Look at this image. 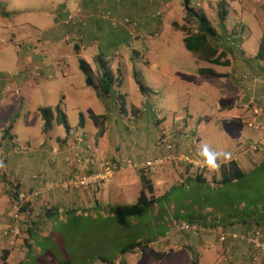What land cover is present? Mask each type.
Returning a JSON list of instances; mask_svg holds the SVG:
<instances>
[{
	"label": "rangeland",
	"instance_id": "obj_1",
	"mask_svg": "<svg viewBox=\"0 0 264 264\" xmlns=\"http://www.w3.org/2000/svg\"><path fill=\"white\" fill-rule=\"evenodd\" d=\"M167 1L169 0L165 3ZM220 1L195 0L198 5L192 6L196 12L206 17L219 34L221 33L218 29L217 7ZM1 2H3L0 3L1 13H12L6 9L5 5L9 4L16 9H22L23 13L14 20L1 21L0 81L9 85V81L26 78V73L30 81L36 80L24 89L17 103L10 104L11 108L8 107L10 114L3 123L6 126L16 115L15 117L20 120L17 134L21 140L43 137L42 124L36 111L38 107L54 109L59 105L67 116L68 124L73 126L81 113L103 115L107 113L105 108L109 107L111 114H118L119 107L125 105L128 112L137 109L141 112L148 111L147 114L151 113L154 118H159L158 116L165 118L167 123L175 119L182 124L187 119L190 121V116L194 118L193 123L204 119L200 131L202 143L210 146L213 143L212 136H216L218 141L221 138L230 141L229 146L232 149L217 154V159L221 161L224 158L223 153H230L231 158L238 163L245 174L241 180L226 185L191 183L186 189H173L167 200L154 207L148 215L139 217H117L108 213L106 206L134 204L136 198H133V195L136 192L138 197L140 185L132 189L134 192L130 191L129 197L123 201L113 200L114 195L109 198L98 196L97 206L92 204L87 211L64 214L48 220L41 224L32 236L27 237L25 226L27 223H24L21 233L22 245L17 246L15 253L17 259L11 258V264L13 262H15L13 264L19 262L100 264L93 261L94 257L111 259L126 242L143 235L146 227L144 218L149 215L152 227L147 234L145 231L144 238L160 235L158 240L163 237V226H170L173 235H181L182 232H179L178 227L184 222V211H195L194 215L204 222L221 223L238 221L242 218L249 222V229L246 231L253 228L264 229V148L255 152L241 153L247 148V143L259 142L260 138L257 137L254 122L249 121L252 127H247L248 121L245 125L239 122H236V125L231 123L217 125L215 107L227 105L229 102L223 100L213 86L224 82L221 79L200 77L199 69L213 66L197 61L185 48L183 42L185 33L181 28L183 26L195 28V24H185V0H171L172 5L169 6L171 13L168 16L164 15L163 9L157 8L162 14L160 20L156 19L155 23L156 27L162 26L160 30L156 28L146 32L140 26L142 20L139 21L137 16H134L138 27L136 33L131 35L124 33L120 27H114L111 18L102 17L110 13L117 20L122 21V18L116 17L117 10L111 3H104L101 0L86 1L91 4L92 14L100 21L97 18L92 19L96 21H91V18L89 21V17L83 18V13L78 7L81 0H1ZM225 2L227 12L235 10L236 20L244 25L245 30L242 33L249 35L252 44L258 46L257 42L261 38L264 39V0H225ZM63 7L65 10H62ZM68 15L77 17L68 21ZM229 16L228 12L227 17ZM151 21L154 22L153 19ZM96 22L102 24L103 32L94 30ZM225 22L227 28L232 24L230 19ZM141 29H144V32H141ZM108 31L114 34L110 35ZM238 33L240 35V32ZM241 39L242 37L240 40L234 39L233 42H238L240 45ZM242 48L248 58L249 49ZM95 57L110 70L116 80L120 78L122 96L102 97L104 100L102 103L101 99L100 102L96 99L99 97H97L98 91L86 86L79 65L83 61L89 66L90 75L96 84L98 72L94 71L97 65L94 61ZM213 69L218 72H230V69L219 66ZM133 71L139 75L147 88L146 98L152 101L154 96L157 97L151 102L150 107L144 101L145 97L143 99L141 94L131 87L133 85L137 88L132 77ZM240 79H243V75ZM114 88L118 90L119 87ZM223 89L232 92L234 87L224 85ZM8 90L10 87L5 86L4 91ZM254 107L257 106L253 103L247 111L252 113ZM206 117L210 122H205ZM125 123L130 130L134 126L132 120H127ZM228 130H230L229 134ZM161 131L162 128L159 129V134ZM163 131L169 133L168 129ZM262 133L264 134V128ZM233 135L236 141L232 139ZM236 142L238 143L235 146ZM27 146L31 144H18L14 146L15 150L12 146L11 151L21 154L26 152ZM4 172L3 167L1 174L4 175ZM14 190H16L15 185L12 186V191ZM186 198L187 203L184 202ZM1 213L2 211L0 216ZM29 221L32 223L34 218L31 217ZM160 224L163 226L158 227ZM200 226L205 231V227ZM25 238L32 240L33 246L30 252L25 244ZM1 250L3 249H0V255ZM166 251L167 254H164L156 264L185 263L183 250L175 249L170 244ZM128 256L126 264H134L131 259L133 257ZM224 259L225 257L221 261L223 262Z\"/></svg>",
	"mask_w": 264,
	"mask_h": 264
},
{
	"label": "crops",
	"instance_id": "obj_2",
	"mask_svg": "<svg viewBox=\"0 0 264 264\" xmlns=\"http://www.w3.org/2000/svg\"><path fill=\"white\" fill-rule=\"evenodd\" d=\"M86 1L87 0H81V3L78 6L79 11L83 13V18L89 17V21L90 18L91 21H96L92 20L97 17L92 14V9L90 7L91 4L87 3ZM187 1L190 8H192L194 4L198 5L195 3V0ZM101 2L111 3L112 7L117 10L116 17L123 19L128 16H137L139 21L142 20L140 26L144 28L146 32H151L156 28L160 30V27H162L161 25H157L156 27V21L154 18H152L151 14L156 11L157 8H159L164 10L165 16H168L171 13L169 6L172 5L171 0L164 4L159 3L157 0H101ZM0 3L3 2L0 0ZM5 6L6 9L12 13L5 14L0 12V24L3 19L10 21L22 16V9H16L10 4ZM62 10H65V7H63ZM228 12L230 16L227 17L226 20L230 19V23L232 24L229 26V28H227L225 22L226 35H221V37L216 40L214 44H216L218 48V53L226 54V60H229V65L224 68L230 69V72H218L213 69V67L216 66L210 65L213 67L208 69L213 70L217 74L223 75V77H200L221 79L224 82L219 85L217 84L215 87L213 86V89L215 88L218 91L219 96L222 97L223 100L229 102L227 105L215 107L214 115L218 119L216 121L217 125L218 123L219 126L227 123L236 125V122L245 125L246 121H251L255 123L254 126L255 130H257V137L261 139L262 129L264 128V112L262 115H252L253 112L251 113L239 105H236L235 103H246L251 101L257 107L264 109V59L260 57V55H263L261 54V51L259 53V46L261 42L264 41V39L261 38L257 42L258 46L253 45L249 35L242 33L244 32L243 30H245V27L236 20L234 16L236 11L234 10ZM151 19H153L154 22H152ZM233 23L235 24L233 25ZM101 25L102 24H98L96 22V28H94V30L103 32ZM149 25H151V27H148ZM144 29H141V32H144ZM123 31L125 33V29ZM108 32L110 35L114 34L112 31ZM146 32L144 34H146ZM238 32H240V35ZM124 33L120 32V34ZM240 37H242L240 45L238 42H233L234 39L240 40ZM52 39L55 38L52 37ZM242 47L249 49L250 52L248 58L245 56V52ZM251 53H256V55H251ZM94 61L97 64L96 65L94 63L96 65L94 71L98 72L99 77L101 74V63L96 60V57L94 58ZM242 75L243 79H240ZM25 77L26 78H19L17 80L9 81V85H5L4 81H0V119L2 122L0 124V212L2 211L0 216V228H3L8 223L6 213L9 203L13 198V185L17 187L18 193L24 196L29 203L28 209L31 217L34 218V221L37 220L38 216H42V212L44 210L51 208L58 209L61 215H67L69 213L76 214L78 212L80 213L81 211H87L90 209L92 204H95V206L98 205V196L101 198L104 196L105 198H109V196L114 195L113 200H126L127 197H129V192H134L132 189L135 187L137 188L139 185L141 189L140 173L134 169H125L115 174L108 181L93 186L92 188L85 191L69 190L62 187H50L46 189L40 196H33L32 192L38 186H49L50 183L59 181L67 174V172L72 174H82L91 173L95 170H98L101 167L103 161L130 159L135 162H140L158 157L164 153V149L157 145V140L160 136L158 132L159 129H168L169 134H171L176 127L181 125L180 122L175 119L167 123L165 118H160L161 116H158L159 118H154V116L152 117L151 113L147 114L148 111L141 112L137 109L128 112L127 106L124 105V107H119L118 114H111L109 107L105 108L107 113L103 115H85L81 113L79 117L82 115V125H79V118L73 126L68 124L71 129L70 134H66L65 129L53 121L47 135H43V123L38 112L40 107H38L36 111L42 124L41 134L43 137L27 141L24 139L21 140L17 134V125L20 123V120L18 117H15L16 115L11 121H8L6 126H4L3 123L7 120L10 114L8 111V107L11 108L10 104L17 103L18 99L22 97L24 89L31 85L32 82L36 81L35 79L34 81H30L27 73L25 74ZM244 78L246 79L244 80ZM121 85L122 82L118 84V90L115 89L116 98L122 96L120 91ZM224 85H230V87L233 86L234 89H232V92L224 90ZM5 86L8 88L10 87V90L5 92ZM131 87L135 91H138V89L133 85H131ZM98 96L99 95H97V97ZM111 96H99L96 99L99 102L101 99V102L103 103L104 100L102 97L108 98ZM142 97L144 99V96ZM156 99L157 97L155 98L154 96L152 101H150L149 98H145L144 101H146L148 107H150L151 102ZM48 108L52 109L51 107ZM61 111L66 116L62 109ZM3 114L5 115L2 117ZM147 115L151 116L147 117ZM93 118H100V120H94ZM193 119L194 118L190 116V121L187 119L186 122L182 124L187 125L191 130L197 132L196 136L199 137L200 143L203 145L198 146V148L200 147L201 152L205 146L209 149V151L216 154L225 152L228 149H232V147L229 146L230 141H227L225 138H221L218 141L216 136H212L213 143L210 146L204 145L200 138L201 126L203 125L204 119L196 121L195 123H193ZM127 120L133 121L134 126L131 128V130L125 123ZM205 120V122H210V119L207 117ZM164 125H166V127H164ZM250 125V122L247 123V127L253 126ZM10 127L11 129L9 135L12 137V139L3 140L1 138L2 133ZM97 129L98 131L100 129L103 130L102 136H97ZM229 131L230 130H228V134ZM232 139L236 141L235 135L232 136ZM237 143L238 142L235 143V146ZM18 144H31V146H27L25 150L26 152L21 154L11 151V147L17 146ZM188 145V142H184L182 146L183 151L191 147ZM68 159L70 162H67ZM3 167L5 170L3 173L4 175L1 174ZM182 168H178L177 166H169L161 174L149 178L155 197H162L165 195V200H167L170 192L173 189H186V187L191 183H197L201 185L205 184L198 183L193 180L198 174L190 172L188 169ZM215 177L219 178V175L217 174ZM206 182L212 183L209 179H206ZM6 186H8V188ZM134 197L137 200L138 197L136 196V192L135 195H133V198ZM187 201V198L184 199V202L187 203ZM153 209L154 208L142 215H148ZM184 212V222L202 225L205 227V231L196 236L189 232H182L181 235L176 236L171 233L170 226H163L160 224L158 227H164L162 230L163 237H160L159 240L158 237L160 235H158V237L154 235L152 237L144 238L149 229L151 231L152 227V221L149 218L151 216L149 215L148 217L144 218L146 227L144 229L143 235H140L139 238L133 239V241L141 242L144 247L137 249L126 256L119 257L117 263L115 264H126L127 258L129 257L128 255L133 257L131 259L134 264H156L161 260L164 254H167L166 248L169 247L170 244H172L173 248L175 249L183 250L184 264H191L193 260L196 261V264H248L250 252L246 249V246L241 243L230 241L224 244H219L217 235L215 233H209V230L218 227H222L226 232H247L246 230L249 229L248 220L241 218L238 221L233 220L221 223L205 221V223L204 221H201L196 215H194L195 211ZM59 216H55L50 219H44L43 223ZM26 223L27 224L25 226L27 228L30 221ZM262 231L264 232V229H262ZM224 254H226V256H224ZM16 256L17 255H15V253H10L7 263L11 264V258L12 260H15L17 259ZM223 257H225V259L222 262L221 259H223ZM95 262L100 263L98 261Z\"/></svg>",
	"mask_w": 264,
	"mask_h": 264
},
{
	"label": "built area",
	"instance_id": "obj_3",
	"mask_svg": "<svg viewBox=\"0 0 264 264\" xmlns=\"http://www.w3.org/2000/svg\"><path fill=\"white\" fill-rule=\"evenodd\" d=\"M159 3L164 4L165 0H157ZM161 11H154L151 16L152 18L159 19L161 17ZM76 15H68L67 20L72 21L76 19ZM104 19L111 18L114 23V27H120L128 35L135 34L138 24L134 17H125L120 22L112 14L106 13L102 16ZM157 35V34H154ZM243 109L247 110L253 104L251 101L242 103L237 102ZM253 107V106H252ZM254 115H262L264 109L261 107L253 108ZM177 128V129H176ZM171 134L164 133L161 131L160 136L157 140V145L164 149V153L158 157L147 159L140 162H135L130 159L114 160V161H103L101 167L91 173H68L61 178L59 181H55L49 184V186H38L32 192L33 196H40L44 191L50 187L55 188H65L69 190H79L85 191L97 184L103 183L111 179L115 174L125 170L134 169L136 171L144 172L148 177H154L161 174L169 166H177L178 168L188 169L190 172L202 175L205 179H212L217 174H220V169L223 166H228L229 162L234 161L232 158L230 160L219 161L216 160L218 167L210 169L206 166L200 151L202 146L197 137V132L191 130L187 125L181 124L176 127ZM192 132L195 135L192 136ZM184 142H188L191 146L185 151H183L182 146ZM247 148L243 149L241 153H247L248 151H258L264 148V134L262 133L261 139L257 144L247 143ZM15 150V147H12ZM13 150V151H14ZM67 162H70L69 159ZM27 200L22 195H17L10 201L7 218L8 223L3 228H0V249H8L11 253L17 252V246L22 244L21 233L23 229V224L28 222L30 219L29 209L26 208ZM181 232H189L196 236L204 229L200 225L190 224L188 222H183L178 227ZM209 233H215L218 238L219 244H224L228 241L241 243L246 246V249L250 252L248 259V264H261L264 261V232L259 228H253L247 232L237 233V232H226L222 227L209 230Z\"/></svg>",
	"mask_w": 264,
	"mask_h": 264
},
{
	"label": "trees",
	"instance_id": "obj_4",
	"mask_svg": "<svg viewBox=\"0 0 264 264\" xmlns=\"http://www.w3.org/2000/svg\"><path fill=\"white\" fill-rule=\"evenodd\" d=\"M228 12L226 8L225 0H221L217 7V17H218V29L220 30L219 34L217 30L212 26V24L206 19L203 14L196 12L194 9L188 6V1L185 0V24L191 23L195 24V28H187L183 26L181 31L185 33L183 42L185 48L195 57V59L199 62H205L209 65L219 66V67H227L229 65V60H226L225 53H218V48L214 42L220 38L221 35H226V26L225 20L227 18ZM155 32V31H154ZM159 32V31H158ZM259 53L261 51L260 57L264 59V41L261 42L259 46ZM100 62V61H99ZM80 71L84 75L85 83L88 87H91L98 91L99 96H111L115 95V86L119 87L118 84L121 82L120 78L116 80V78L112 75L110 70H108L105 65L101 64V74L95 82L90 75L91 70L88 65H86L83 61L80 62L79 65ZM120 72V70H118ZM198 74L201 76H213V77H223L221 74L215 73L211 69H199ZM133 81L138 89V92L142 96H146L147 88L144 86L141 78L137 73L133 71ZM114 88V90H113ZM146 98V97H145ZM124 104V103H123ZM124 107V105H122ZM43 126H42V134L47 135L49 129L51 128V124L54 121L57 125L62 126L65 129L66 134H70V127L67 123L66 116L61 111L59 105L54 109L50 108H40L38 110ZM79 125H82L83 118L82 115L79 117ZM94 120H100V118H93ZM102 119V118H101ZM10 128L6 129L2 133V139H12L10 134ZM103 130L100 129L97 133V136H102ZM195 135V132H192V136ZM140 173V181H141V189L139 196L134 204L131 205H123V206H106V211L111 215L122 217V218H132L138 217L142 214H145L152 208L159 205L163 200L166 199L165 195L162 197H155L153 194V188L150 181V177H148L144 172L138 171ZM245 174L240 169L239 165L235 161L229 162L228 166H223L220 169V176L217 179L215 176L211 179V182L215 185H226L230 184L234 181L241 180L244 178ZM194 181L198 183H205L206 179L202 177V175H196L194 177ZM98 185V184H97ZM17 195H21L16 190L13 191V198ZM12 198V200H13ZM11 200V201H12ZM29 203L27 202L26 208L28 209ZM61 213L58 209H46L42 212V216H38L36 221H33L30 225L27 226V237L32 236L34 231L38 229V227L43 224L44 219H50L55 216H59ZM31 219V215H30ZM262 231V229H260ZM25 244L27 245L28 252L31 251L33 243L28 238H25ZM22 245V244H21ZM143 244L139 241H131L121 246L117 250V255L111 259H107L102 256L94 257L93 261H98L101 264H115L119 257L126 256L134 252L137 249L143 248ZM11 253L8 249L1 250L0 255V264H9L7 263L9 254ZM92 261V262H93ZM20 262L19 264H22ZM122 263V262H121ZM124 264V263H122ZM191 264H196V261L193 260Z\"/></svg>",
	"mask_w": 264,
	"mask_h": 264
},
{
	"label": "clouds",
	"instance_id": "obj_5",
	"mask_svg": "<svg viewBox=\"0 0 264 264\" xmlns=\"http://www.w3.org/2000/svg\"><path fill=\"white\" fill-rule=\"evenodd\" d=\"M202 156L205 158L204 162L207 167L210 169H214L218 167L216 160H217V154L209 151V149L205 146V148L202 150ZM224 159L230 160L231 159V154L230 153H223Z\"/></svg>",
	"mask_w": 264,
	"mask_h": 264
}]
</instances>
